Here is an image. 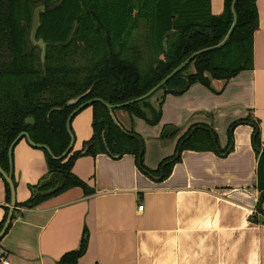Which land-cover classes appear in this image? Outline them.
I'll return each instance as SVG.
<instances>
[{"label": "crops", "instance_id": "0c3cea01", "mask_svg": "<svg viewBox=\"0 0 264 264\" xmlns=\"http://www.w3.org/2000/svg\"><path fill=\"white\" fill-rule=\"evenodd\" d=\"M222 5L210 0V12L220 13ZM255 8L251 68L211 79L209 87L196 82L180 94L165 93L154 125L111 110L123 128L141 137L149 174L130 153L77 157L71 170L92 192L72 186L31 208L18 207L0 237V264H66L59 258L79 246L83 229L87 243L74 264H264V214L255 211L258 152L251 141L255 123L264 146V0H255ZM91 115L86 104L71 115V150L91 136ZM247 115L253 123L229 127ZM166 124L174 131L162 136ZM195 124L213 132L214 148H184L175 155L176 141ZM10 153L15 200L24 201L48 172L45 153L25 137ZM172 154L178 159L158 178V164ZM3 205L0 177V218Z\"/></svg>", "mask_w": 264, "mask_h": 264}, {"label": "trees", "instance_id": "16d2710c", "mask_svg": "<svg viewBox=\"0 0 264 264\" xmlns=\"http://www.w3.org/2000/svg\"><path fill=\"white\" fill-rule=\"evenodd\" d=\"M209 4L210 0H0V167L8 172V146L25 131L33 142L44 144L51 152L42 149L47 171L58 172L64 179L63 187L47 196L33 191L52 183L37 186V181L31 186L30 197L15 200L11 218L18 207L31 208L68 187L92 192L71 170L82 154L106 152L116 158L130 153L137 159L138 141L130 135L136 132L117 124L98 99L86 104L92 109L91 136L80 149L70 148L57 158L70 141L66 117L81 102L97 97L111 105L128 101L115 108L122 109L130 121L136 116L154 125L160 120L165 93L180 94L196 82L209 87L211 79L227 80L252 67V35L258 20L255 0H223L217 14L210 12ZM38 5H43V10L38 12L34 37L44 42L42 61L40 47L28 34L31 12ZM232 10L235 22L231 32L216 45L230 29ZM193 52L197 53L163 84L138 98ZM78 95L75 102L67 101ZM30 116L33 120L26 122ZM238 122L253 120L247 115L229 127ZM252 127L251 141L258 152L255 211L263 215L264 146L259 144L255 123ZM188 130L178 138L176 148L178 144L180 150L214 148V134L205 126L195 124L189 134ZM176 159L172 154L158 164L156 171L162 167V178ZM137 166L146 169L141 161ZM0 177L8 204L10 190ZM11 178L14 185L12 173ZM7 210L8 205H3L0 228ZM81 236L79 246L59 258L61 263L74 264L83 254L85 229Z\"/></svg>", "mask_w": 264, "mask_h": 264}, {"label": "water", "instance_id": "95a60500", "mask_svg": "<svg viewBox=\"0 0 264 264\" xmlns=\"http://www.w3.org/2000/svg\"><path fill=\"white\" fill-rule=\"evenodd\" d=\"M60 0H58L59 2ZM234 0H232V3H233ZM40 10H43V5H38L36 7L33 8L32 12H31V25H30V28H29V31H28V34H29V37L30 39L38 44V46L40 47V60L42 61L44 59V54H45V50H44V42L41 38H38V39H35V29L37 28V26L39 25V17H38V12ZM233 11V10H232ZM234 22H235V12L233 11V18H232V22H231V25H230V29L228 30V32L225 34V36L216 44V45H219L221 44L228 36V34L231 32V29H232V26L234 25ZM197 52H193L191 55H189L188 57H186L185 59H183L181 61V63H179L178 66H176L175 68H173L169 73H167L165 75V77H163L162 79L159 80V82L157 84H155L153 87H151L146 93H144L143 95L139 96L138 98H141V97H146L148 96V94H150L152 91H154L155 89H157L161 84H163L165 82V79H167L171 74H173L175 71H177L179 68H181V66L183 65V63L185 61H187L193 54H195ZM88 90H86L85 92L81 93L80 95L86 93ZM80 95L76 96V97H73V98H70L68 99L67 101L69 102H75L76 99H78L80 97ZM101 100L106 106L107 108L110 110V114H111V109L112 108H115V106H120V105H124L126 104L127 102H121V103H117V104H114V105H111L107 102H105L104 100L100 99V98H91L89 100H86V101H83L80 103V105H78L77 107H75L68 115H67V119H66V128L69 132V135H70V141L68 143V145L66 146L65 150L63 151V153L59 156H57V158H61L65 155L66 151L68 149L71 148V144H72V141H73V138H72V135L70 134V130H69V121H70V117L71 115L77 111L79 108H81L82 105L84 104H87L93 100ZM112 116V114H111ZM113 117V116H112ZM114 119V117H113ZM33 119L30 117H27L26 118V122H30L32 121ZM114 121H116L117 124H119L117 122L116 119H114ZM172 131H174V126L172 124H166L162 130H161V135L162 136H166L167 134H171ZM191 132V131H190ZM189 132V133H190ZM188 133V134H189ZM188 134L186 136H188ZM131 136H133L134 138H136V140L138 141V155H137V159H136V162L137 164H140V161H141V155H142V140L140 138V136L136 133H130ZM21 137H25L28 141V143L34 145V146H37V147H40L42 149H44L46 152H49V149L44 145V144H40V143H35L31 140V138H29L28 134L25 132V131H21L19 132L16 137L13 139V141L10 143V145L8 146V149H7V153H8V172H6L5 170H3L1 167H0V174L1 176L3 177V179L5 180V182L7 183V186L9 187V202H8V210H7V213H6V216L4 218V222L0 228V237L3 235V233L6 231V229L8 228L9 224H10V220H11V216H12V212H13V209L15 207V187L13 185V182H12V178H11V148L13 147L14 143L16 142L17 139L21 138ZM180 149H179V144H178V147H177V151L175 153V155H178ZM169 161V160H168ZM164 164V163H163ZM162 164V165H163ZM147 172V170H144ZM162 167H160V174L158 175V178L161 177L162 175ZM149 174V172H147ZM63 182H64V179H63V176L58 173V172H53V171H50L48 173H46L42 178H40L38 180V183H37V186H41V185H47L48 183H53L51 186H49V188H46L44 190H34L33 191V194H40V195H44V196H47L53 192H56L57 190H59L60 188H62L63 186Z\"/></svg>", "mask_w": 264, "mask_h": 264}, {"label": "built area", "instance_id": "2783aa9c", "mask_svg": "<svg viewBox=\"0 0 264 264\" xmlns=\"http://www.w3.org/2000/svg\"><path fill=\"white\" fill-rule=\"evenodd\" d=\"M138 208H142V205L139 204V205H138ZM262 224H264V221H262ZM2 262H3L4 264H7V263H8V261H7L6 259H3Z\"/></svg>", "mask_w": 264, "mask_h": 264}, {"label": "rangeland", "instance_id": "374dc122", "mask_svg": "<svg viewBox=\"0 0 264 264\" xmlns=\"http://www.w3.org/2000/svg\"><path fill=\"white\" fill-rule=\"evenodd\" d=\"M159 94H160L159 92L156 93V95H159ZM152 98H153V97H152ZM153 99H154V98H153ZM157 99H158V98H157ZM167 144H168V142H167ZM156 149H157V148H156ZM167 149H168V148H167ZM157 150H158V149H157ZM168 150H169V149H168Z\"/></svg>", "mask_w": 264, "mask_h": 264}, {"label": "flooded vegetation", "instance_id": "af4514ba", "mask_svg": "<svg viewBox=\"0 0 264 264\" xmlns=\"http://www.w3.org/2000/svg\"><path fill=\"white\" fill-rule=\"evenodd\" d=\"M174 149H175V150H174V154H175V152L177 151L176 145L174 146Z\"/></svg>", "mask_w": 264, "mask_h": 264}]
</instances>
